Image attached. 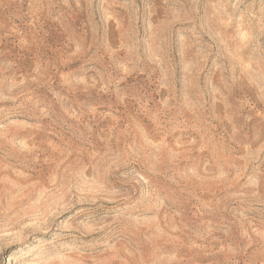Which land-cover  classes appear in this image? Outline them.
I'll return each mask as SVG.
<instances>
[{"label": "rangeland", "instance_id": "rangeland-1", "mask_svg": "<svg viewBox=\"0 0 264 264\" xmlns=\"http://www.w3.org/2000/svg\"><path fill=\"white\" fill-rule=\"evenodd\" d=\"M0 264H264V0H0Z\"/></svg>", "mask_w": 264, "mask_h": 264}]
</instances>
